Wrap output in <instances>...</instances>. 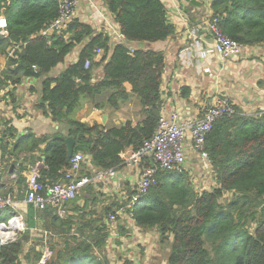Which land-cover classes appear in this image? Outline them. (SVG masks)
<instances>
[{"label":"trees","instance_id":"16d2710c","mask_svg":"<svg viewBox=\"0 0 264 264\" xmlns=\"http://www.w3.org/2000/svg\"><path fill=\"white\" fill-rule=\"evenodd\" d=\"M100 1L125 41L112 49L105 33H96L90 24L78 19L61 35L41 37V30L58 14L56 0H0V18L5 19V26L0 27V58L5 60L1 82L17 86L23 79H41L35 109L52 123L67 128L65 134L40 137L31 131L18 136L14 128L6 130L4 138L8 134L12 142L1 145L2 156L16 161L22 157L16 180L18 199L25 197L23 173L29 165L41 163L42 184L63 179L71 159L66 138L75 142L73 154L89 158L91 172L119 171L120 154L138 149L155 132L163 106L165 57L153 50H131L126 43L161 42L173 37L175 28L160 0ZM210 9L225 36L242 46L264 45V0H212ZM77 48L76 61L50 77ZM96 50L102 51L98 58ZM86 61L90 62L88 68ZM99 69L101 75L95 78ZM131 97L140 106L141 118L136 124L126 121L104 128L75 117L85 103L92 109L117 112ZM235 111L234 116L215 122L205 137L204 150L214 187L197 192L183 171L159 170L147 195L131 210L135 228L155 230L159 244L168 247L166 264H264V111ZM91 172L83 171L87 175ZM126 190L121 203L114 201L93 210L100 204L99 195L93 185H87L69 201L73 206L82 201L73 221L65 215L60 218L50 207L36 210L28 204L24 231L16 240L0 244V264H21L30 231L38 229L40 221L45 223L43 230L65 234L60 245L48 247L53 255L46 264H132L119 255L112 263L107 251L109 231L105 219L131 200L134 192L129 186ZM6 217L9 219V215ZM70 225L74 226L73 232ZM114 244L117 246L118 240ZM33 253L29 249L25 259ZM40 257L33 254L32 262Z\"/></svg>","mask_w":264,"mask_h":264},{"label":"crops","instance_id":"0c3cea01","mask_svg":"<svg viewBox=\"0 0 264 264\" xmlns=\"http://www.w3.org/2000/svg\"><path fill=\"white\" fill-rule=\"evenodd\" d=\"M160 1L165 6L168 19L175 28L174 36L153 44H126L133 48L164 54L165 67L161 85L164 112L176 113L180 122L189 118H200L202 109L210 106L217 97H227L245 114L264 111V45L244 46L240 57L221 60L210 52L211 37L202 29L204 22L212 14L210 9L212 0ZM91 2L97 7L104 8L106 23L98 20V15L91 9L89 2H84L76 8L74 19L90 24L96 33H106L108 27L118 28L102 1L91 0ZM191 32L195 35V40L190 35ZM109 42L111 49L116 44L125 43L124 40H118L113 35L109 36ZM78 50L79 48L69 54L65 63L58 65L49 76H57L69 64L74 63ZM186 52L187 54H184ZM182 54L184 55L181 58ZM4 67V58H0V71ZM100 75L99 69L95 72V78ZM0 79L3 80L2 76ZM1 80L0 84L4 87H0V148L1 145L5 143L10 145L12 142L8 134L4 138L6 130L10 127L14 128L18 136L26 134L27 131L38 137L66 133L67 128L64 125L52 123L49 118L43 117L35 109L40 97L41 79H23L17 86L10 85L9 81L5 84ZM139 110L137 99L131 97L117 112H112L108 108L92 109L88 103H85L75 117L89 125L98 124L110 128L126 121L136 124L141 118ZM185 154L186 164L183 172L190 180L193 190H197L194 186L196 179H205L208 176L213 180L211 169L202 166V162L188 141L185 144ZM21 160L22 157L17 161L14 158L10 160L7 156L3 157L0 149V194L10 195L13 201V207L7 209L5 216V213H0L1 222L2 219L7 218V215L9 218L14 215L24 218L27 211L24 199H18L19 186L16 185L18 165ZM37 164L41 165V163ZM23 175L26 178L27 171ZM134 182L135 172L122 168L117 173V178L109 185H93L99 195L97 198L100 204L92 209L99 210L102 205L110 206L114 201L121 203L124 198L122 193H127L128 186L132 189ZM213 185L215 186V183ZM81 206L82 201H77L76 206L71 202L66 203L64 215L71 217L73 221V218H77L79 214L77 207ZM44 224L40 221L38 229L30 231L29 241L25 244L20 258L21 264H39V261L32 262L33 254H42L50 245L61 244L65 234L62 231L51 234L43 230ZM46 225L48 226L49 223ZM116 225L118 239L115 241L118 240L119 244L115 248H107L108 258L112 263L119 255L129 259L132 264H166L169 249L159 244V236L155 230L141 231L124 218L117 219ZM70 230L74 231L73 225H70ZM29 249H33L34 253L29 255L30 258L25 259L24 255L28 254Z\"/></svg>","mask_w":264,"mask_h":264},{"label":"built area","instance_id":"2783aa9c","mask_svg":"<svg viewBox=\"0 0 264 264\" xmlns=\"http://www.w3.org/2000/svg\"><path fill=\"white\" fill-rule=\"evenodd\" d=\"M56 1L58 14L48 26L41 30L39 33L41 37L63 34L73 22L76 8L84 2H89L91 9L97 13L98 20L106 23V11L104 8L92 4L91 0ZM3 26H5V20L0 18V27ZM202 29L211 37L210 52L212 54L221 60L236 59L241 56L244 46L225 36L219 27L218 19L212 14L204 22ZM105 34L108 37L113 35L118 40H124L117 27H108V32ZM2 35L6 36V33L3 32ZM190 35L194 40L196 39L193 32ZM130 48L131 50L137 49L131 46ZM101 53V50H96V57L98 58ZM184 54L180 57L182 58ZM89 65L90 62L86 61L85 68H88ZM235 108V105L227 97H217L210 106L202 109V117L189 118L180 122L176 113L166 114L162 106L161 115L152 138L145 141L138 149H127L120 154L121 169L127 168L135 172V182L132 187L134 194L130 201L121 205L116 212L108 214L105 219L109 231L108 248L116 247L114 241L118 239L117 219H127L134 225L131 210L142 197L147 195L150 186L155 182L157 171H183L186 164L185 144L187 141L192 145V149L198 155L202 166L211 169L210 161L204 150L205 137L215 122L234 116ZM147 162H149V166H146ZM40 168V164L27 166V190L24 201L27 205L31 204L36 210H44L50 207L60 218L64 216L66 203L79 196L83 188L87 185H109L117 178L119 172L115 169L93 170L91 172L92 167L89 158L82 153L72 154L70 167L65 171L63 179L57 183L42 184L39 182ZM87 169L90 170V175L83 173ZM122 194L126 198V193L123 192ZM12 207L11 196L0 194V213H4ZM14 222L17 224L16 227L12 226ZM24 229V220L21 216L14 215L6 223L0 221V244L16 240L17 235L22 233ZM5 233L11 234V236L6 238L4 237ZM52 255V251L46 248L38 263L46 264Z\"/></svg>","mask_w":264,"mask_h":264},{"label":"rangeland","instance_id":"374dc122","mask_svg":"<svg viewBox=\"0 0 264 264\" xmlns=\"http://www.w3.org/2000/svg\"><path fill=\"white\" fill-rule=\"evenodd\" d=\"M213 183H214V179L212 180L208 176H206L205 179L204 178L196 179V182H195L194 186L197 188V190H195V191L200 192L201 190H203L205 188L206 189H211L212 186H214ZM202 187H204V188H202ZM2 220H3L4 223L7 222V219H2Z\"/></svg>","mask_w":264,"mask_h":264},{"label":"water","instance_id":"95a60500","mask_svg":"<svg viewBox=\"0 0 264 264\" xmlns=\"http://www.w3.org/2000/svg\"><path fill=\"white\" fill-rule=\"evenodd\" d=\"M74 140L72 138H66L65 139V144H66V148H67V153L68 156L71 157L74 151Z\"/></svg>","mask_w":264,"mask_h":264},{"label":"bare ground","instance_id":"6f19581e","mask_svg":"<svg viewBox=\"0 0 264 264\" xmlns=\"http://www.w3.org/2000/svg\"><path fill=\"white\" fill-rule=\"evenodd\" d=\"M12 226H13V227H16V226H17L16 222H14ZM10 236H11L10 234H7V235H6V233L4 234V237H6V238H8V237H10Z\"/></svg>","mask_w":264,"mask_h":264}]
</instances>
